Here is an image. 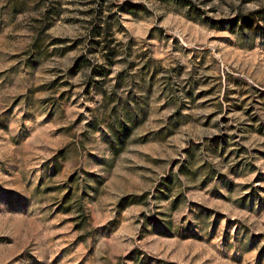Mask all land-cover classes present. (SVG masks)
Here are the masks:
<instances>
[{"label":"rangeland","instance_id":"rangeland-1","mask_svg":"<svg viewBox=\"0 0 264 264\" xmlns=\"http://www.w3.org/2000/svg\"><path fill=\"white\" fill-rule=\"evenodd\" d=\"M260 9L0 0V264H264Z\"/></svg>","mask_w":264,"mask_h":264},{"label":"trees","instance_id":"trees-1","mask_svg":"<svg viewBox=\"0 0 264 264\" xmlns=\"http://www.w3.org/2000/svg\"><path fill=\"white\" fill-rule=\"evenodd\" d=\"M264 9L257 10L252 13V15H263ZM112 31L110 27L103 24L102 22H97L94 26H92L88 39L90 46L93 48L90 53L99 51L102 54V57L105 60V63L108 65H112L115 62V57L118 54V44L112 45V41L116 42V40L110 38ZM120 45V44H119ZM106 65L98 66L94 68L95 72L99 70H103L105 74H108L109 70L105 69ZM99 68L98 70H96Z\"/></svg>","mask_w":264,"mask_h":264}]
</instances>
